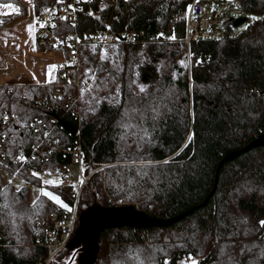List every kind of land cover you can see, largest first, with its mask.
<instances>
[{
    "label": "trees",
    "instance_id": "16d2710c",
    "mask_svg": "<svg viewBox=\"0 0 264 264\" xmlns=\"http://www.w3.org/2000/svg\"><path fill=\"white\" fill-rule=\"evenodd\" d=\"M13 1L24 6L0 0ZM71 1L35 0V10ZM191 1L82 0L78 25L57 17L55 32L76 28L83 37L108 29L114 36L133 29L137 39L80 45L81 87L67 85L62 96H55L58 75L44 84L0 83V264H45L49 248L37 239L46 236L52 213L63 219L77 207L76 231L95 205L182 216L171 225L105 227L90 264H264V143L251 146L264 133V0L243 1L252 19L236 38L189 44ZM22 13L0 12V23ZM59 46L38 43L40 51ZM117 89L118 104L102 99ZM35 117L65 147L80 139L89 177L81 192L33 175L73 165L69 153L43 157L33 148L44 139ZM5 171L27 180L21 191ZM34 184L71 208L41 194L32 200ZM66 246L50 264L70 262Z\"/></svg>",
    "mask_w": 264,
    "mask_h": 264
},
{
    "label": "built area",
    "instance_id": "2783aa9c",
    "mask_svg": "<svg viewBox=\"0 0 264 264\" xmlns=\"http://www.w3.org/2000/svg\"><path fill=\"white\" fill-rule=\"evenodd\" d=\"M244 0H192L189 4V10L187 11V37L186 41L190 44L194 40L200 39H219L222 38H236V36L242 33L245 23H237L242 17L246 16L251 18L246 13ZM81 2L78 0H72L68 6H62L60 9L47 8L43 10L40 15H37V34L39 44L51 43L53 46L60 45L59 49L66 53V60L64 66L59 69L58 78L59 82L56 84L55 96L64 95L65 86L75 85L80 88L82 84V78L80 74L81 65H79V46L84 43H108L113 41H133L137 39L138 35L135 30H127L121 35L116 34L112 36V33L108 29L104 31H97L83 37L80 36L78 30L75 28L69 31L68 34L60 35L54 31L56 18L66 17V20L77 26V13L81 8ZM71 5V7H69ZM12 117L15 118L13 114ZM55 121V119H52ZM33 126L36 131L40 132L44 139L40 144H33V148L37 150L39 155L46 157L50 152L58 149L64 153L71 155V160L74 164H84L83 152L84 148L78 138L72 146H63L59 144V138L57 136L51 137L50 131L47 128L46 121L41 120L39 117L33 119ZM47 133V136L45 135ZM78 133V130H77ZM6 138L5 134L2 135ZM67 179H71L69 174L59 171ZM69 175V176H68ZM52 221L46 226V236L44 238H38L37 243L44 244L49 248V256L45 264H50L51 259L61 250L64 249L68 243L71 235L75 232V225L79 217L77 214V208L72 210L69 215H65L63 219H59L56 212L52 213ZM39 224H43V221H39ZM2 220L0 217V225ZM1 236V234H0Z\"/></svg>",
    "mask_w": 264,
    "mask_h": 264
},
{
    "label": "crops",
    "instance_id": "0c3cea01",
    "mask_svg": "<svg viewBox=\"0 0 264 264\" xmlns=\"http://www.w3.org/2000/svg\"><path fill=\"white\" fill-rule=\"evenodd\" d=\"M34 1L21 0L24 6L17 1L0 2V12L3 14L24 11L12 20L0 23L1 84L48 83L47 81L56 80L59 69L64 66L66 60L64 51L60 49L40 51L38 48V13L35 10ZM30 25L32 26L31 32L28 30ZM67 169L69 170V167ZM64 173L69 174L68 171ZM188 264H191L190 261Z\"/></svg>",
    "mask_w": 264,
    "mask_h": 264
},
{
    "label": "water",
    "instance_id": "95a60500",
    "mask_svg": "<svg viewBox=\"0 0 264 264\" xmlns=\"http://www.w3.org/2000/svg\"><path fill=\"white\" fill-rule=\"evenodd\" d=\"M249 17L242 16L237 23L248 21ZM67 127L74 133H77V127L74 124L65 123ZM264 143V133L258 135L254 140L255 144ZM238 154L237 151L232 152L229 156L234 157ZM182 216V215H181ZM181 216L174 217V219L156 218L155 216L145 214L138 207L135 206H118L104 207L92 206L88 211H85L80 217L81 221L77 228V235L72 241V245L76 246L79 240L83 241V247L79 248L82 252L81 264H90L94 261L96 255V248H98L97 238L99 234H102L103 229L107 226L118 227V225H128L135 227L146 228L151 225H171L175 220L181 218Z\"/></svg>",
    "mask_w": 264,
    "mask_h": 264
},
{
    "label": "rangeland",
    "instance_id": "374dc122",
    "mask_svg": "<svg viewBox=\"0 0 264 264\" xmlns=\"http://www.w3.org/2000/svg\"><path fill=\"white\" fill-rule=\"evenodd\" d=\"M251 19H252V17L249 19V21ZM247 23H245V25ZM66 58H67V56H66ZM57 75H58V73H57ZM85 166H86L85 165V162L82 165H80V164H74V165L68 166L69 167V170L67 169V171H68L70 177H72L71 179L70 178L67 179L64 176H61L62 174L59 173V171H55V172H49V171H47V172L44 171L43 172L42 171V172H39L38 174L40 175V177H42V179L44 181H53L54 184H60L63 181L68 182V183H71L74 187H76L77 189H79V192H81L82 191L83 183L85 182V180H88V178H89V177H86V175L84 174V168H85ZM4 177L8 181H11V183H13L16 186V188H17V186H21L22 184L24 185V184L27 183L24 178H21V177L19 178V177L16 176V174L11 173V172H8V171H5L4 172ZM32 191H33L32 195H31L32 199H34L36 196L40 195L42 191H48V192H51L54 195L58 196L55 191L50 190L49 188L47 189V188H44L42 186L35 185V184L32 185ZM59 200L62 202V203L59 204L60 206H63L64 207V205H67V207H64V208H66V209H70L71 208L70 205L67 204L60 197H59ZM74 231H75V229H74ZM76 235H77V230L73 233V235H71L68 243L66 244V245L70 246V248L67 250L68 253L65 256V259L66 260H70V262L67 263V264H81L82 257H83V255H85V252H84V254H82V252L79 250V248L83 247V241L79 240L77 242L76 246L72 245V241L75 239V236ZM66 245H65L64 248L67 247ZM189 261H190V263L192 262V260H189Z\"/></svg>",
    "mask_w": 264,
    "mask_h": 264
},
{
    "label": "snow or ice",
    "instance_id": "6c2138e0",
    "mask_svg": "<svg viewBox=\"0 0 264 264\" xmlns=\"http://www.w3.org/2000/svg\"><path fill=\"white\" fill-rule=\"evenodd\" d=\"M58 2H61V0H58ZM78 2H80V0H78ZM8 6L11 7L10 5H8ZM69 7H71V5H70ZM17 11H18V10H17ZM62 19H66V17H62ZM253 19H255V18H253ZM245 27H247V26H245ZM31 29H32V26L30 25L29 28H28L29 32H31ZM172 38L174 39V37H172ZM201 62H202V61H201ZM181 63H183V61H182ZM50 67H55V66H50ZM93 78H94V77H93ZM47 82H51V81H47ZM140 90H141V91H144V88L141 87ZM118 93H119V89H117V96L105 97V98H102V99H107L109 102H114V103H117V104H118V103H119V100H118ZM82 95H83V90H82ZM101 102H102L101 99H97V100H96L97 105H98L99 103H101ZM95 110H96L95 108L92 109V111H95ZM13 111H15V106H14V108H13ZM3 119H4V120H7L8 117L5 115V116H3ZM17 123H19V120H17ZM22 126H23V125H22ZM45 135L47 136V133H45ZM37 139H39V138H37ZM19 159L23 160L24 158L21 156V157H19ZM33 175H34V176H37V177L39 178V174H37V173H33ZM10 183H11V181H10ZM44 184H54V182H53V181H44ZM17 191H18V192L21 191V187H20V186H17ZM41 195H44V196L48 197V198L51 199L54 203H58V204L62 203V202L59 200V197L56 196V195H54V194L51 193V192H48V191H42V192H41ZM34 203H35V201H34ZM64 207H67V205H64ZM259 227H260V228H264V220H262V221L259 222ZM189 259H190V258H189ZM165 264H168V262L165 261ZM185 264H188L187 260L185 261ZM191 264H198V262L195 261V260H192Z\"/></svg>",
    "mask_w": 264,
    "mask_h": 264
}]
</instances>
